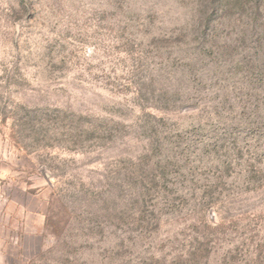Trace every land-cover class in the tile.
Listing matches in <instances>:
<instances>
[{"label":"rangeland","instance_id":"rangeland-1","mask_svg":"<svg viewBox=\"0 0 264 264\" xmlns=\"http://www.w3.org/2000/svg\"><path fill=\"white\" fill-rule=\"evenodd\" d=\"M0 264H264V0H0Z\"/></svg>","mask_w":264,"mask_h":264}]
</instances>
